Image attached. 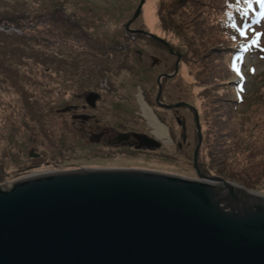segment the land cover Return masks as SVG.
<instances>
[{"label":"rangeland","instance_id":"1","mask_svg":"<svg viewBox=\"0 0 264 264\" xmlns=\"http://www.w3.org/2000/svg\"><path fill=\"white\" fill-rule=\"evenodd\" d=\"M140 1L0 0V183L81 166L139 165L198 177L193 111L157 101L158 75L170 73L160 100L197 108L200 169L264 194V18L254 16L259 0H152L157 19L151 25L145 16L151 0H145L127 28ZM11 22L23 25L2 28ZM257 30L262 36L246 45ZM145 31L167 39L173 50ZM120 43L130 48L116 51ZM107 78L118 85L109 95L103 90ZM90 89L103 95L95 111L100 122L105 97L120 99L119 121L153 133L159 142L155 155L107 161L98 152L102 145L91 144L87 123L82 127L71 106L78 103L88 113ZM139 96L168 128L169 139L153 132ZM177 116L186 119L189 132L183 148L177 141L187 129Z\"/></svg>","mask_w":264,"mask_h":264},{"label":"water","instance_id":"2","mask_svg":"<svg viewBox=\"0 0 264 264\" xmlns=\"http://www.w3.org/2000/svg\"><path fill=\"white\" fill-rule=\"evenodd\" d=\"M144 33L173 50L164 37ZM169 75L158 76L157 101L193 111L198 177L81 166L6 180L0 183V264H264V194L201 171L199 112L187 101L160 100L161 78ZM177 119L186 129V119Z\"/></svg>","mask_w":264,"mask_h":264},{"label":"flooded vegetation","instance_id":"3","mask_svg":"<svg viewBox=\"0 0 264 264\" xmlns=\"http://www.w3.org/2000/svg\"><path fill=\"white\" fill-rule=\"evenodd\" d=\"M114 48L116 49V51H118L119 49L128 50L130 47L128 45L125 46V44L120 43ZM139 54H142L141 50L139 51ZM109 71L110 70H107V72ZM165 77L167 76H163L161 78L162 81ZM116 88H118V85H116L111 79L107 78V82L105 83V86L103 88L104 92L109 95L111 92H115ZM102 96L103 95L101 93H98V91L95 89H90L88 91V113L81 112L83 110L79 111L80 105L78 103H74L71 105L73 108L71 109L73 110L74 118L81 121L82 127H84V122L87 123V127L89 128L88 139L91 141V144L102 145L101 150H99L98 152H101L107 161H110L109 159L119 160L120 158H123L129 162H137V160H139L142 156H144L145 158H150L152 154L155 155L156 150L158 149L157 144L159 142L157 141V139H155L156 137L153 135V133H143L144 135L139 136L137 135L139 133L137 129H135L134 127H126L121 123V121H119L121 120L120 109H122L121 103L118 101L120 99L114 100L116 102L113 103V100H108L109 97H105L106 99L103 101L104 106L101 107L103 113L101 114L102 122H100V118L98 117L99 115L95 111L98 110L99 99H101ZM123 133L128 134H126V138H122L121 134ZM182 135L184 136L183 141H177V145L179 148H183L185 145L187 146L189 144L188 129L184 130L182 132ZM114 164L118 165V163ZM128 166L135 167L139 165Z\"/></svg>","mask_w":264,"mask_h":264},{"label":"bare ground","instance_id":"4","mask_svg":"<svg viewBox=\"0 0 264 264\" xmlns=\"http://www.w3.org/2000/svg\"><path fill=\"white\" fill-rule=\"evenodd\" d=\"M145 16L147 18V22L150 25L155 24L157 18H156V14H155V4L152 0L146 6ZM142 99L143 98L141 96H139L142 115L148 120L150 126L153 128V132L157 136H159L163 139H169L168 128L163 123H161L157 114ZM41 172H46V171H41ZM37 173H40V171L33 172L31 175L37 174ZM22 177H24V176H22Z\"/></svg>","mask_w":264,"mask_h":264},{"label":"trees","instance_id":"5","mask_svg":"<svg viewBox=\"0 0 264 264\" xmlns=\"http://www.w3.org/2000/svg\"><path fill=\"white\" fill-rule=\"evenodd\" d=\"M65 16V15H64ZM67 16V15H66ZM65 16V17H66ZM71 21V20H70ZM12 23V24H11ZM11 23H7V24H3V25H12L13 26V22H11ZM17 25H23V24H21V23H17V24H15V26L16 27H20V26H17ZM15 26H13V27H15ZM15 27V28H16ZM19 29V32L18 33H20V34H24L25 33V31H24V28H18ZM16 31V30H15ZM115 51V50H114ZM166 78V77H165Z\"/></svg>","mask_w":264,"mask_h":264}]
</instances>
